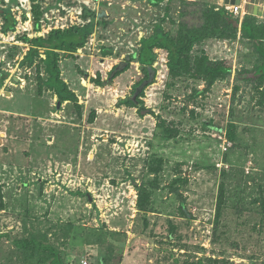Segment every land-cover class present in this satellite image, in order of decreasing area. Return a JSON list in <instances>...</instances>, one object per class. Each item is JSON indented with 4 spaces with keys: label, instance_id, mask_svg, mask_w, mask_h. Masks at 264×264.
<instances>
[{
    "label": "rangeland",
    "instance_id": "374dc122",
    "mask_svg": "<svg viewBox=\"0 0 264 264\" xmlns=\"http://www.w3.org/2000/svg\"><path fill=\"white\" fill-rule=\"evenodd\" d=\"M8 1L5 10L17 3ZM202 1L214 2L165 0L152 8L140 1V14L129 16L143 23L145 38L159 18L175 36L183 6L191 10ZM4 5L0 0V72L6 75L0 86V264L45 259L47 253L26 258L16 249V241L30 238L55 247L63 264H264V101L259 104L254 83L237 80L239 70L256 62L249 42L209 39L193 48L190 56L203 50L233 65L229 77L206 90L188 74L171 77L159 49L146 80L139 63L128 60L140 47L138 34L131 35L133 52L127 43L110 51L103 37H114L119 27L127 36V26L106 32L109 21L93 17L96 39L86 54L92 63L65 58L61 64L78 111L72 103L57 107L45 89L38 93L43 55L32 67L22 64L29 45L20 40L36 36L37 21L23 11L21 25L4 34ZM196 18L187 16L190 26L201 25ZM127 62L126 71L110 77ZM39 73L45 79L42 68ZM137 90L136 108L122 104ZM160 122L176 135L164 134ZM140 186L151 192L144 229L136 209Z\"/></svg>",
    "mask_w": 264,
    "mask_h": 264
},
{
    "label": "trees",
    "instance_id": "16d2710c",
    "mask_svg": "<svg viewBox=\"0 0 264 264\" xmlns=\"http://www.w3.org/2000/svg\"><path fill=\"white\" fill-rule=\"evenodd\" d=\"M164 1L146 0V3L150 7L155 8L164 3ZM214 2H212L213 4H209L207 1L198 2L192 5L193 9L191 10H188L186 8L187 6L184 5L181 21L175 36L164 31L162 24L165 20L159 18V23L154 26L152 34L140 40V47L135 56L129 57L128 60H135L139 63L140 68L146 74V80H148L151 76L150 73L154 71L152 66L156 61L155 50H163L167 54V68L171 77H180L188 74L190 78L202 81L205 84V89L209 90L216 82L225 80L231 75L233 65L228 60H211L203 50L195 52L193 56H190L193 48L200 45L204 40L209 39L235 40L239 38L245 40L252 45L253 53L256 54V62L250 71L246 69L239 70L237 80L254 83V90L261 94L262 100L259 104L262 105L264 101V20L259 21L256 17L248 14L241 20L237 17L233 19L231 13H227L223 8H218ZM34 6L33 15L35 21H37L41 12L39 11V5L36 4ZM198 12L199 15L197 14ZM187 16H190L191 19L197 16L198 20L202 21L201 25L190 26L187 21ZM2 18L4 23L1 27V32L6 34L13 31L16 26V21L10 13L3 11ZM35 28H38V26ZM92 32L93 25L92 23H88L83 26L73 25L65 29H53L45 37L29 38L23 36L20 39L29 45L22 64L32 67L35 58L39 59L40 55H43V58L40 59V65L42 67L39 65L36 66L37 91L39 94L45 89L53 93L60 104L68 101L78 111L80 110L77 104V97L69 90L67 84L61 78L59 60L60 58H72V53L85 46ZM104 54H107V51H104ZM125 64L126 68L123 71L114 72L116 68L114 67L110 73V77L113 76L112 78H114L126 71L129 62ZM41 68L42 73L46 76L45 79L39 73ZM5 76V74L0 72V86L2 85V80L6 78ZM93 82L97 85L99 84L98 80ZM122 104L136 108V104L130 97L126 98ZM157 119L159 120V118ZM158 127L162 128L163 133L170 138L176 135V131L170 130L165 126L164 122H160ZM233 129L234 124L230 123L228 125V136L230 140L234 139ZM158 170V168L150 169L154 173H157ZM150 196L151 192L145 189V187L140 186L138 188L136 209L143 213V229L147 226L146 208L150 203ZM223 201L224 192L220 188L216 203V220L221 216ZM261 206L264 211V205L262 204ZM2 207V195L0 191V209ZM14 244L17 250L25 252L26 258H33L34 254L36 258V253H47L48 256L45 259H36L39 264H63L60 252L48 243L38 242V239L30 238L16 241ZM213 262L216 264V261H212V264Z\"/></svg>",
    "mask_w": 264,
    "mask_h": 264
},
{
    "label": "crops",
    "instance_id": "0c3cea01",
    "mask_svg": "<svg viewBox=\"0 0 264 264\" xmlns=\"http://www.w3.org/2000/svg\"><path fill=\"white\" fill-rule=\"evenodd\" d=\"M30 1H31L32 7L34 6V4L35 5L36 4L39 5V7H44L42 5H45L46 8L47 7L48 8H52L56 4L69 5V6H67L69 8V10H70V13L69 14L70 15H73L74 14V16H72V18L74 19V20H72L73 25H75V23L77 21L78 16H76L75 14L79 11V8H82V15H83V18L81 17L82 19H86L87 17H90V16H96V17L103 16L104 17V20H108L109 23H110L109 26L110 25H112V26L110 28H108L106 30V32L111 31L112 28H113V25H122V24L124 25L125 24L127 26V30L125 32L127 34V36H124V34H123L124 32L122 31L123 29L121 30L120 27L117 28V30H115V32L117 34L119 33L121 35V38L124 39L127 42H132L133 41L132 40L133 36H131V35H133V32H134V31L131 32V30H132V21H133V17L132 16L134 14L131 15V16H129V13L134 12L136 15L137 14H140V10L138 11V7L140 8V1H142V3H144V2L146 3V0H137L136 2H130L129 0H54V2H53V0H30ZM216 1L219 3V0H216ZM241 1L242 2H241V5L240 6H242V8H245L246 11H247V13H248V5H254V6L258 7V8L259 7L262 8V16L264 15V0H255L254 2H249L246 5H244V3H246V0H241ZM118 3H121V4L119 5ZM228 5H230V4H228ZM124 15H126L125 16V23L122 21L123 18H124ZM113 16H115V19H114ZM256 18L258 20H260L258 17H256ZM119 20L122 21V22L121 23H118ZM69 21L70 20H67L65 22V25L67 27H70L72 25V24H69ZM114 21H116L115 24H114ZM145 24H147V23H145ZM36 26H38V28H36V29L33 30V31H36V34H35L36 36H34V37H37L38 36V33L37 32H39L41 30L39 28V25L38 24ZM95 30L96 29H94V31ZM47 34H44V36H42V37H45ZM34 37H32V38H34ZM142 38H145V37H142ZM91 39H93V40L96 39V36H94L93 33L88 37V44L86 43L84 47L79 48L74 53H72L71 61L74 64H76V65H81V64L88 65L89 63L90 64L92 63V61H89L88 56H86L87 52H89V50H88L89 47H90L89 42H90ZM109 39L110 38L108 37L107 40H109ZM93 40H91V41H93ZM28 48H29V46H28ZM160 51H163V50H160ZM66 59L68 60L69 58H66ZM72 59H75V60H72ZM106 59L107 58H105V60ZM100 61L102 62L104 60L101 59ZM61 64H62V58H60V60H59V68H60V71H61V74L60 75H61V78H62L63 70L64 69H62ZM138 66H139V64H138ZM110 69H107V70L109 71ZM75 72L77 73V70ZM91 76H92V74L90 75V78H91ZM90 78H88V80ZM62 80L67 84V81H68L67 79H63L62 78ZM68 88L77 97V95H76L77 94L76 89H70V87H68ZM49 93H51V92L49 91ZM51 94L53 95L54 100L55 99L57 100V97L53 93H51ZM58 103L59 102L57 101V104ZM63 103L69 104L70 102L66 101V102H63ZM59 105H60V103H59Z\"/></svg>",
    "mask_w": 264,
    "mask_h": 264
},
{
    "label": "built area",
    "instance_id": "2783aa9c",
    "mask_svg": "<svg viewBox=\"0 0 264 264\" xmlns=\"http://www.w3.org/2000/svg\"><path fill=\"white\" fill-rule=\"evenodd\" d=\"M3 1H4L5 5L2 7L1 12H3V11L9 12L10 15L12 16V18L16 21V26L17 25H19V26L21 25L20 16L22 15V12L23 11H26V14H27V11H28V14L31 15L30 16V19L34 20V22H35V18H34V16H32L33 15V7L31 5V1L30 0H17L16 5L14 7L11 6L7 10H5L4 8L7 6V4H8L9 1L8 0H3ZM42 6H44L45 8L44 7H39V11L41 12V15L39 16V19L37 20V23H38L39 28L41 30L39 32H37L38 33V36L37 37H42V36H44V34H47L49 31H51L53 29H65V28H68L65 25V22L67 20H70L69 21V24H72L71 26H73L72 20H74V19L72 18V16H74V14L73 15H70L69 14L70 13V10L67 7L69 5L56 4L52 8H48V7L46 8L45 5H42ZM217 6H218V8L219 7L220 8H223L225 11H227V12H229L231 14H234L240 20L245 15L248 14L247 11H246V9L245 8H242V6L225 5V4H219V3H217ZM216 10H217V8H216ZM75 15L78 16L77 21L75 23L76 26H83V25L88 24V23H92L93 24L94 22H93V19L92 18L93 17H96V16H92V17L90 16V17H87L86 19H82L83 18L82 8H79V11ZM158 23H159V20H154L153 21L152 31H153V27L156 24H158ZM141 24L143 25V23H141L138 18L137 19H134L132 21V31H134L133 32V35L134 34H138V36H139L138 38H140V39L143 37L144 31H147V30H142ZM147 24H149V23H147ZM34 26L36 27V25H34ZM93 31H94V29H93ZM34 32L36 33V31H34ZM92 33L94 34V32H92ZM27 37H29V35H27ZM109 38L110 39L107 40L108 38L103 37V41L102 42H104V40L105 41H110L111 44L109 43L110 44V47L109 46L108 47L111 48V50H113V52H117L122 47H125L124 46L125 43H127V46L130 49H132L130 52H133V48L134 47L131 44V42L124 41V39L121 38V35L119 33L117 35H115L114 37L111 36ZM91 40H93V39H91ZM91 40L89 42V45L92 46L93 45V42H95L94 41L95 39L93 41H91ZM86 43L88 44V41ZM89 49H90V47H89ZM92 77H95V76L92 75ZM82 264H87V263L85 261H83Z\"/></svg>",
    "mask_w": 264,
    "mask_h": 264
},
{
    "label": "water",
    "instance_id": "95a60500",
    "mask_svg": "<svg viewBox=\"0 0 264 264\" xmlns=\"http://www.w3.org/2000/svg\"><path fill=\"white\" fill-rule=\"evenodd\" d=\"M215 2H217V1L215 0ZM241 2H242L241 0H219V4H225V5L230 4V5L240 6ZM248 15H251V16H254V17H261L262 16V8H260V7L258 8V7L254 6V5H248ZM123 64L125 65V63H123ZM120 69H121V66L119 65L117 67V70H120ZM151 73H150V75H151ZM149 79H151V76H150ZM138 90L135 92V94L133 96L134 100H135L138 92H140ZM57 107H59V103L57 104Z\"/></svg>",
    "mask_w": 264,
    "mask_h": 264
},
{
    "label": "flooded vegetation",
    "instance_id": "af4514ba",
    "mask_svg": "<svg viewBox=\"0 0 264 264\" xmlns=\"http://www.w3.org/2000/svg\"><path fill=\"white\" fill-rule=\"evenodd\" d=\"M139 89H140V88H139ZM130 99H131L132 101H134V98L130 97ZM134 103H135V101H134Z\"/></svg>",
    "mask_w": 264,
    "mask_h": 264
}]
</instances>
